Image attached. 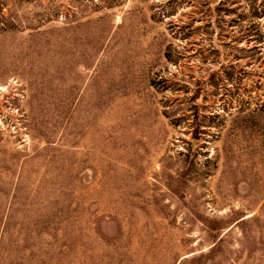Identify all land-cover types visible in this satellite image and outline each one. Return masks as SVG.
Segmentation results:
<instances>
[{
    "label": "rangeland",
    "instance_id": "rangeland-1",
    "mask_svg": "<svg viewBox=\"0 0 264 264\" xmlns=\"http://www.w3.org/2000/svg\"><path fill=\"white\" fill-rule=\"evenodd\" d=\"M0 264H264V0H0Z\"/></svg>",
    "mask_w": 264,
    "mask_h": 264
}]
</instances>
